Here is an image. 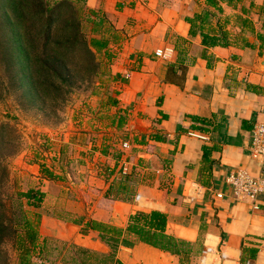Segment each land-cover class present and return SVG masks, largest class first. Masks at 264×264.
Instances as JSON below:
<instances>
[{"label": "crops", "instance_id": "crops-1", "mask_svg": "<svg viewBox=\"0 0 264 264\" xmlns=\"http://www.w3.org/2000/svg\"><path fill=\"white\" fill-rule=\"evenodd\" d=\"M83 1L119 35L111 70L124 115L122 174L135 191L116 199L114 179L92 175L73 199L59 191L57 208L43 205L39 222L41 241L59 252L42 263L80 264L72 246L104 256L111 250L88 222L124 230L131 215L156 210L186 246L171 253L119 245L118 264H201L206 245L226 254L218 264H264L263 196L237 199L226 182L239 169L264 179V158L251 152L253 129L264 124V0ZM224 33L227 46L214 44Z\"/></svg>", "mask_w": 264, "mask_h": 264}, {"label": "rangeland", "instance_id": "rangeland-1", "mask_svg": "<svg viewBox=\"0 0 264 264\" xmlns=\"http://www.w3.org/2000/svg\"><path fill=\"white\" fill-rule=\"evenodd\" d=\"M8 1L0 0V56L2 43L10 41L2 21ZM99 15L104 16L101 13ZM89 18L96 19L93 16ZM82 26L88 44L92 38L101 36L109 39L110 43L106 50L97 53L92 50L95 61L91 65L89 56L82 49L78 60L71 59L84 73L78 76L77 82L63 83V95L52 103L53 106L47 109L42 107L34 94L29 102L28 98L19 95L0 93V198L11 209L12 194L41 187L49 195V199L46 197L48 201L44 197L41 207L37 209L24 205V210L32 220L34 214L42 215L46 210L43 208L45 204L57 208L58 200L53 198L63 197L58 195L62 189H69L68 199L77 197V189L80 185L84 186V181L88 182L89 175L107 183L114 179L115 185L122 180V142L125 132L119 121L123 120L124 115L117 106L119 91L111 70L114 54L112 44L119 35L108 24L102 27L106 31L104 34L95 32L90 22L85 21ZM15 34L16 48L12 56L15 61H19L21 55L18 48L22 41L18 28H15ZM26 69L24 67L23 75L27 74ZM2 74L0 59V76ZM23 89L32 93L27 77ZM3 173L5 176L1 178ZM9 214H13V211L10 210ZM4 247L14 261L11 244L7 242ZM38 260L33 258L35 264H43L40 257Z\"/></svg>", "mask_w": 264, "mask_h": 264}, {"label": "trees", "instance_id": "trees-1", "mask_svg": "<svg viewBox=\"0 0 264 264\" xmlns=\"http://www.w3.org/2000/svg\"><path fill=\"white\" fill-rule=\"evenodd\" d=\"M83 2V0L8 1L2 21L10 41L1 45L0 59L3 68V74L0 76L1 94L12 93L15 96L28 98L29 102L32 101V94H34L42 107L47 109L54 101L62 97L63 83L79 81L78 76L83 75L84 72L72 60H78V57H81L78 54L83 51L89 56L91 65L95 61V53L106 50L110 43L109 39L101 36L92 38L89 45L82 33V23L85 21L92 23L95 27L94 31L101 34L106 32L102 30L104 24H108L112 30V26L107 19H104V16H100L99 12L88 8ZM259 10L264 13V5ZM242 13L246 14L248 10L243 9ZM206 15L208 14L205 13L204 19L195 16L190 21L191 28L196 26L198 20L203 24L207 18ZM89 16L96 19L92 20ZM241 25L250 28L247 19H242ZM15 28L20 30L22 41V45L18 48L21 55L19 61H15L12 56L16 48L14 46ZM206 37H204L205 42H207ZM259 39L263 40L262 36H259ZM217 40V38L214 39V44L216 42L225 46L228 44L226 33L220 34ZM23 66L28 68L26 75L22 73ZM26 77L30 80L32 93L23 89ZM123 123L124 119L119 121L120 125ZM207 153L209 151L204 149V158ZM4 174L1 178L5 176ZM129 176L126 178L121 176L120 184L113 185L116 199L131 200L133 198L135 183ZM44 197L45 192L41 187L30 188L26 192L17 191L10 197L12 198L11 209H8L7 204L0 198V264H35L34 257L48 260L49 256L54 255L56 251L59 252L58 247L53 246L54 244L49 245L48 240L40 239L41 215L34 214L35 218L32 220L24 210V205L34 209L41 207ZM10 210L13 214H9ZM166 224V214L156 210L138 211L131 215L124 230L95 221L88 222L87 226L99 232L102 241L111 251L100 256L72 246L69 252L73 251L80 256L77 255L80 264H118L114 258L119 245L131 248L138 243H143L166 252L179 253L186 243L169 236L166 233ZM7 242L13 248L14 261L5 250L4 246Z\"/></svg>", "mask_w": 264, "mask_h": 264}, {"label": "built area", "instance_id": "built-area-1", "mask_svg": "<svg viewBox=\"0 0 264 264\" xmlns=\"http://www.w3.org/2000/svg\"><path fill=\"white\" fill-rule=\"evenodd\" d=\"M157 57L167 59V54L163 51L155 53ZM203 138L201 136H198ZM251 152L255 158H264V124L254 127L251 140ZM227 184L231 187L233 195L237 199H255L259 195L263 196L264 202V179L256 178L247 171L239 169L232 172L226 179ZM139 196L135 197L138 200ZM253 209L257 210L258 205L254 204ZM201 264H218L219 261H225V253L218 251L213 246H204L201 252Z\"/></svg>", "mask_w": 264, "mask_h": 264}, {"label": "water", "instance_id": "water-1", "mask_svg": "<svg viewBox=\"0 0 264 264\" xmlns=\"http://www.w3.org/2000/svg\"><path fill=\"white\" fill-rule=\"evenodd\" d=\"M262 65H263V68H264V59H263V61H262Z\"/></svg>", "mask_w": 264, "mask_h": 264}]
</instances>
